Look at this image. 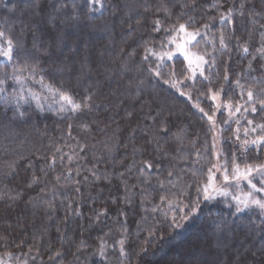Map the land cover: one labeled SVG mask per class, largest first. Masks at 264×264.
<instances>
[{
	"label": "trees",
	"instance_id": "obj_1",
	"mask_svg": "<svg viewBox=\"0 0 264 264\" xmlns=\"http://www.w3.org/2000/svg\"><path fill=\"white\" fill-rule=\"evenodd\" d=\"M75 2L86 10L85 0ZM184 2L109 0L102 16L97 13L79 22L58 18L55 31L48 21L62 14L54 11L49 0H41V12L35 18L20 11L30 9L32 0H4L0 5V22H6L16 39L26 40L31 49L35 32L39 44L49 48L51 55L39 60L44 83L68 91L77 103L92 106L90 113L72 116L48 111V107L40 112L32 102L31 107L24 104L23 117H14V106L6 108L0 102V255L19 257L29 264H264V232L260 231L264 224L258 213L236 217L224 203L201 201L200 212L178 220L181 226L173 228L169 225L179 210L173 205L170 211L167 202L160 200L162 195L171 199L188 184H192L189 195L180 198L185 203L194 200V181H206L208 167L217 161L211 151L209 122L193 107L196 92L189 100L148 71L154 58L143 59L145 42L159 49L165 37L163 29L153 31L154 19L160 18L164 27L176 24L178 17L180 22L191 17L197 27L208 23L210 30L201 29L208 31L199 45L202 53L211 52L208 40L213 33L218 37L223 30L226 37L231 36L226 50L212 53L215 67L206 72L213 88L223 85L233 106H242L231 117L230 130L219 137L220 161L227 160L229 169L233 154L241 167L264 162V151L257 155L250 147L245 153L240 147L245 129L250 140L262 134L252 128L264 124V111L257 104L252 113L245 105L246 92L242 99L235 84L238 78L246 87L255 84L254 91L261 94L264 59L255 51L259 35L253 36L247 57L237 40H248L249 14L253 9L264 13V0H196L195 9H182ZM241 3L243 17L238 11ZM165 7L173 13L170 19L157 11ZM12 8L17 9L15 14ZM229 8L234 23L221 25L220 15ZM22 23L30 24L24 37L18 34ZM252 55L257 59L252 61ZM181 60L178 57L175 63L178 74L187 68ZM249 61L254 70H248ZM6 63L0 58V75L11 74ZM225 71L230 83L223 80ZM208 86V81L197 84L204 91ZM5 87L11 96L18 85L9 79ZM26 87L42 92L32 81ZM199 101L205 111H211L210 99L201 96ZM221 112L215 117L218 127L228 118L227 111ZM162 127L167 131H161ZM206 141L208 151L204 150ZM145 162L152 167L147 168ZM217 223L223 231L216 232ZM150 231L155 234L149 235ZM120 239L125 240L124 257L119 255ZM101 241L106 245V262L98 253Z\"/></svg>",
	"mask_w": 264,
	"mask_h": 264
},
{
	"label": "snow or ice",
	"instance_id": "obj_2",
	"mask_svg": "<svg viewBox=\"0 0 264 264\" xmlns=\"http://www.w3.org/2000/svg\"><path fill=\"white\" fill-rule=\"evenodd\" d=\"M4 0H0V5H3ZM109 0H85V9L82 10L80 5L72 0L69 4L68 0H49L50 6L61 16H52L49 21V27L55 31L56 30V20L59 18L61 21L79 22L81 19L87 18L89 20L99 13L101 16L108 5ZM183 8L195 9L196 0H185L184 3L180 5ZM244 3H241L239 15L244 16ZM148 10V6H145V11ZM13 14L17 12L16 8L10 10ZM21 14L24 11L28 12L30 18H35L40 15L41 12V0H32L30 9L20 10ZM157 11H163L165 17L171 18L173 13L168 8H158ZM261 17L258 21L255 17ZM215 17H209V20H213ZM229 24L234 23V13L233 9L229 8L226 12L220 15V24L224 25L225 22ZM249 21L252 25V30L249 32L248 40L242 43L237 40V47L242 50L245 57L250 55L249 44L255 34L259 35V47L256 48V53L259 54L261 59H264V13L256 12L254 9L249 14ZM137 23H140L137 20ZM153 31L160 32L162 29L165 32V37L159 41V49L149 46L151 41L145 42V53L143 57L145 61L149 60V56L154 58V63L150 62L148 71L153 74V76L158 80L167 84L170 88L176 89L181 96H187L189 100L192 99L191 93L193 91L197 94V99L193 103V107L203 113V116L207 118L209 122L208 132L212 133V143L211 151L216 154V163H212L207 170V180L194 181L195 191L197 193L194 200H190L185 203L180 197L189 195V189L192 188V184H188L180 189V192L174 195L171 199L166 196H161V203L167 202L169 205V210H172L173 205L179 210L178 213H174L172 216V224L170 227H180L178 220H187L188 218L196 215L201 211L200 203L201 201L206 202V204H211L213 202L224 203L227 207L231 209V214L233 216H240L246 212L258 213L261 218V223L264 224V162H254V163H244L241 167L240 163L236 162V156H232L231 169H229L227 160L224 163H220V157L223 155L222 152L217 151L218 136L222 139L223 133L226 130H230L231 117L235 113L240 112L241 105L233 106L231 98L227 97V93L224 90L223 85L219 88H213L211 86L212 81L210 75H206V72L210 73L211 69L215 67V56L212 53L220 50H226L228 48L227 40L231 36L226 37L223 30H221L219 36L217 37L213 33L212 38L208 40L211 45V52L209 53H197L193 52V48L199 47L201 40L207 38L208 31L202 32L201 29L210 30V25L208 23H203L200 27L195 26L196 22L190 17L189 20L180 22L179 17L177 18V23L171 25L170 27H164L162 20L160 18L153 20ZM129 27L131 25L129 24ZM30 28V24H23L19 29V36L24 37ZM259 29L258 33L256 29ZM191 29V30H189ZM33 41L31 49L27 46V41L24 39H16L12 35V30L7 27L6 22H0V58H2L7 63L4 67H11V74L4 73L0 75V102L4 103L7 108L9 105L14 106V117L18 114L19 117H23L25 112L21 109L24 104H28L31 107L32 102L35 103L36 109L40 112L44 111L45 102L48 103V111H56L59 114L71 113L72 116H80L90 113L92 111V106L90 103H77L74 97L68 92L63 90V88H56L53 85L45 84L44 78L40 73L43 71L40 68L39 60L41 56H50L51 52L49 48L43 47L39 44L37 39V34L32 33ZM201 38V39H198ZM218 44V47H217ZM182 58L181 63L187 65L186 70H182L179 74L176 71L175 63L177 58ZM207 57V58H206ZM230 59V58H229ZM257 56L252 55V61L256 60ZM252 61H249L248 70H254ZM264 67V66H262ZM167 70V71H165ZM24 73H27L25 76ZM242 75V74H241ZM40 76L37 80L36 77ZM11 79L17 88H13L12 95L7 94V88L5 85L8 80ZM187 80L189 83L185 84L184 81ZM225 82H229V73L225 71L223 76ZM32 81L33 83H38L41 89L48 93L47 96H41L33 91L31 88L26 87V82ZM208 81V87L206 91L201 90L197 87L198 83H203ZM237 87L241 90V98L243 99V94L246 92L247 99L245 100V105L251 107L252 113H256V105H260V110L264 111V81L259 83L260 95H257L254 89L257 85L245 86L238 78L235 81ZM204 96L212 101L209 105L211 111H205L203 107L200 106L199 97ZM87 100H91V96L87 97ZM220 103H217V101ZM55 102L59 107L53 109L52 102ZM221 110L228 112V118L223 121V124L219 127L217 126V120L215 119L216 113L221 112ZM244 111H248V107H244ZM223 114V112H221ZM61 119L65 117L61 115ZM69 119L71 117H68ZM238 123V121H236ZM248 124H253L252 120H248ZM225 126H228L227 128ZM71 125H69V128ZM87 128V125H85ZM260 129L262 134H258L255 138H248V129H245V136L242 139L240 147L245 153L248 152L250 147H254L259 152L264 151V124H257L252 128L255 132ZM161 131H167L166 127H162ZM239 129H237V132ZM69 135L71 133L69 132ZM237 140H240L239 135L236 136ZM205 151H208L207 141L205 142ZM59 151V149H57ZM197 162L200 158V153L197 152ZM53 163H55V158H53ZM147 168H151L152 164L150 162H145ZM141 171H143L141 169ZM221 174L222 179L216 176V173ZM123 175V173H121ZM173 175L172 171L168 172V176ZM192 175L196 176V171L193 170ZM59 182L60 177H56ZM219 179V182H218ZM36 181L33 180V183ZM169 183H172L169 181ZM161 187L164 186V182L160 181ZM243 185V187H242ZM31 187V185H29ZM175 187V185H173ZM245 188L247 190H245ZM78 190V189H77ZM261 194V195H257ZM158 207V206H157ZM157 208L154 207L152 211H156ZM183 213V215H179ZM167 215V213H165ZM99 217H97L98 219ZM216 232H221L224 230L222 224L217 223L215 225ZM126 231V229H125ZM261 232H264V227L260 228ZM154 232L149 233V235H154ZM215 234V233H214ZM119 255L124 257L127 255L125 250V240L120 239L118 241ZM84 246L83 243L81 245ZM106 245L103 241L98 249L99 256L102 261L107 260ZM146 251V249H143ZM31 251V250H30Z\"/></svg>",
	"mask_w": 264,
	"mask_h": 264
},
{
	"label": "rangeland",
	"instance_id": "obj_3",
	"mask_svg": "<svg viewBox=\"0 0 264 264\" xmlns=\"http://www.w3.org/2000/svg\"><path fill=\"white\" fill-rule=\"evenodd\" d=\"M189 30H191V29H189ZM198 39H200V38L198 37ZM192 51L203 54L200 51L199 47L193 48ZM42 92H43V94H42ZM42 92H36V93L41 95V96H47L48 95L47 92H45L43 90H42ZM217 103H220V101L218 100ZM52 106L53 107H59L57 104H55L54 101L52 102ZM44 107H48V103L47 102H45V106ZM217 151L220 152L219 136H218V142H217ZM215 157H216V154H215ZM216 161H217V159H216ZM219 162L221 163V161H219ZM216 176L219 179H222L221 174L219 172L216 173ZM219 179H218V182H219ZM242 187H243V185H242ZM245 190H247V189L245 188ZM257 195H261V194H257ZM0 264H29V263L27 261H25V260L20 259L19 257H15V256H12V255H7V256L0 255Z\"/></svg>",
	"mask_w": 264,
	"mask_h": 264
}]
</instances>
